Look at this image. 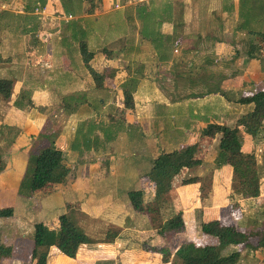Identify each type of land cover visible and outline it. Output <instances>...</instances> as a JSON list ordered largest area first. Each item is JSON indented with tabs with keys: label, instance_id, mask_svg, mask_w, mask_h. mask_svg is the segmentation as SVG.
I'll list each match as a JSON object with an SVG mask.
<instances>
[{
	"label": "crops",
	"instance_id": "obj_1",
	"mask_svg": "<svg viewBox=\"0 0 264 264\" xmlns=\"http://www.w3.org/2000/svg\"><path fill=\"white\" fill-rule=\"evenodd\" d=\"M96 1L98 5L95 2L87 13L92 6L87 0H79L78 19L93 18L109 0ZM118 1L114 9L106 10L122 15L118 21L113 16L106 24L114 31L105 37V26L96 28L92 24L91 31L98 38L95 40L85 37L87 27L83 23H70L75 19L73 15L69 18L70 12L63 17L61 0H46L43 6L38 0H0V78L12 80L11 95L4 98L0 94V165L4 163L0 170V209H13L11 217L0 218V253L9 250L8 255L0 256V264H25L23 256L28 259L33 249L30 227L40 220H57L69 207L88 216L86 222L91 225L118 228V236L111 242L81 244L74 258L51 246L47 264H146L143 257L147 253L154 251L157 255V248H151L155 244H149L148 249L134 246L140 236L147 235L150 240L143 239L152 243L161 235L155 236L156 219L135 210L127 192L142 189L146 203L149 194L145 193L152 190L142 177L152 161L162 150L194 143L204 150V154L198 150L196 155L201 163L182 175L200 180L177 185L169 193L177 196L175 212H182L184 228L180 232L190 236L196 226L198 233L209 240L200 229L204 217H222L242 229L264 224V218L258 215L250 220L235 218L242 217L238 209H234L235 217L225 218L231 210L232 196H228L233 169L228 164L214 165L220 134L200 137L209 123L233 126L253 109V104H241L237 99L264 87V25L255 18L264 19V0H249L243 13L242 0H146L140 10L149 14V22L143 21L139 8L135 14L132 1ZM247 15L251 16L248 25L244 24ZM55 34L58 37L51 40ZM83 41L93 54L91 63L96 70L109 69L110 63L112 76L104 88L95 87L83 63ZM6 70H10L9 76L3 75ZM130 76L139 80L133 93L134 107L118 118L117 108L123 106L121 86ZM103 95L114 96L117 103L114 100L110 104ZM68 96L74 100L68 103ZM65 108L73 113H66ZM104 110L110 111L103 115ZM109 125L120 128L105 140L100 127ZM10 128L20 130V134L7 146L4 138ZM240 137L243 152L254 154L259 194L250 198L238 195L236 202L240 208L250 204L262 215L264 120L255 136L241 130ZM51 141L62 150L69 168L67 177L29 197L19 194L29 156ZM108 159L109 165H101ZM208 162L212 166L210 191L203 197L206 204L196 203L193 213H186V201L196 196L195 191L201 196L203 190L202 173L194 170ZM37 214L45 217L36 218ZM84 222L78 221L91 236L92 226ZM155 259L149 264L172 263Z\"/></svg>",
	"mask_w": 264,
	"mask_h": 264
},
{
	"label": "trees",
	"instance_id": "obj_2",
	"mask_svg": "<svg viewBox=\"0 0 264 264\" xmlns=\"http://www.w3.org/2000/svg\"><path fill=\"white\" fill-rule=\"evenodd\" d=\"M40 6L46 0H38ZM62 5L65 6L64 0ZM69 1V0H68ZM90 7L87 13L93 10L94 0H87ZM99 1V0H98ZM123 3L124 1L121 0ZM142 5H139L140 9ZM143 21H150L146 10H140ZM80 52L83 63L89 71L95 87L101 89L106 87V81L112 75L109 69L101 71L92 66L93 54L87 50L86 42L80 43ZM138 78L130 76L121 86L123 96L122 108H117L116 117L123 118L126 110L133 109V93L138 84ZM12 80L0 78V94L6 98L11 95ZM72 102L73 97L69 98ZM241 104H253V109L241 115L233 126H226L218 123H209L201 132L200 137L213 138L220 134L218 153L214 160L215 167L228 164L233 169L232 194L242 198L256 197L259 194L258 176L256 174V163L254 154L244 153L240 132L243 130L248 135L255 136L264 120V87H261L251 94H243L237 99ZM72 103L67 104L70 107ZM68 107V108H69ZM65 108L66 113H73ZM112 117V115H110ZM114 118V117H112ZM110 126L100 127L105 140H109ZM113 128V127H112ZM120 127H116L119 130ZM199 144L194 143L168 152H161L153 161L150 170L142 177L151 188L152 201L144 202V191L142 189H131L127 192L132 207L137 211H145L151 215L152 220L159 218L160 209H163L164 198L168 196L170 190L177 185L199 181L198 177H184L182 174L201 163L196 157ZM62 150L57 148L53 141L41 148L37 153H32L27 162L24 176L20 182L18 192L21 195H31V193L41 190L51 184L60 183L65 180L69 173V168L64 164ZM4 168L1 163L0 170ZM232 198V197H231ZM237 203V202H236ZM232 205V206H231ZM231 213L234 214V207L231 204ZM13 213L11 207L0 209V217H9ZM264 216V208L262 211ZM59 231L57 234L58 249L64 256L74 258L78 247L84 243L111 242L119 233L116 227H109L103 239H96L88 235L74 219L73 214L63 213L59 217ZM184 228L182 212H175L168 217L158 227V232L181 231ZM200 229L208 236L212 242L193 245L184 243L174 253L173 264H237L241 258L242 250L255 251L264 249V224L256 225L252 229H242L237 223H228L222 217H204ZM34 245L31 251V264H47V258L51 245L49 244V230L41 223L34 225ZM6 248H4L5 250ZM9 250L0 253L8 255Z\"/></svg>",
	"mask_w": 264,
	"mask_h": 264
},
{
	"label": "rangeland",
	"instance_id": "obj_3",
	"mask_svg": "<svg viewBox=\"0 0 264 264\" xmlns=\"http://www.w3.org/2000/svg\"><path fill=\"white\" fill-rule=\"evenodd\" d=\"M78 1L79 0H71L70 1L71 4H69V5H67L68 0H64L63 1V3L65 2V6H63V10H64V13L62 14L63 17H68L69 12H70L71 13L70 14L71 17H72V15L75 17L74 21L73 22L71 21L70 23H75V22L76 23H79L78 21H80V23H83L87 27L86 28L87 30L85 29L86 30V33L84 32L85 37H87V38H90L91 37L92 39H95V40L98 39L96 32L93 33L91 31V27L90 26L92 24L93 25L95 24L96 25V28H102L103 26H105L106 30H105L104 36L105 37H109L110 34H111V32H113L114 30H112L110 28V26L109 25L107 26L106 24L108 22H111V18L113 16H116V18L114 19V21L115 20L116 21L120 20L119 19L120 18L119 16H122L121 14H119L120 11H113V10L112 11H110V10L109 11H106L108 9H114L115 8V0H114V2L113 1L110 2V0L107 3L105 2L106 5L103 6V9L97 10V15H95L93 18H86V19L85 18L78 19L79 15H81L80 14L79 5L77 4ZM99 1H101V0H99ZM119 1H121V0H119ZM130 1H132V3H133V4H131V6H133V8H135V10H134L135 14L138 13L137 8H139V10H140V7H138L139 4L142 5L141 6L142 8H143V6H146L145 3H144V2H146V0H142L141 1L142 3H140V1H138V0H130ZM94 2H96V5H98L96 0H94ZM248 2H249V0H242V2H241V12L242 13L244 12L245 8L247 7ZM119 10H121L123 12V9H119ZM104 11H106V12H104ZM245 18H246L245 19L246 21L244 22V24H246V25L250 24V21H251L250 18H251V16L250 15H247V16H245ZM255 18L256 19L258 18V22H260L261 24L264 25V22H263L264 19H263L262 16H256ZM66 20L68 21V19H66ZM19 21L20 20L18 19V22ZM61 23H62L63 26H66L67 25V23L65 22V20L61 21ZM63 26H62V28H64ZM75 36L76 35L74 34V37ZM57 37H58V35L55 34L52 37H50V39L52 40L53 38H57ZM85 37L83 39H85ZM91 50H94V49H91ZM109 64L110 63H108L107 66H109V69H110V65ZM3 73H4L3 74L4 76H9L11 72H10V70H6ZM70 97L69 96L66 97L65 100L66 101H70V99H69ZM103 97L105 99H107V101L110 104H113V101L114 100H115V103H117L116 102V98L114 96H113V99H112V95L111 96H108V95L105 96V95H103ZM108 106H110V105H108ZM108 111H110V110H104L102 112L103 115L106 112H108ZM50 112L52 113V111H50ZM56 114H57V112H54L53 113V115L55 116V118L58 119V116H56ZM94 118H95V116H94ZM94 118H92V119H94ZM88 120H90V119L88 118ZM86 122H88V121H86ZM4 129H6V127H3V130ZM115 130H116V128L110 127V133L114 132ZM7 132L8 133H7L6 138H4V142L6 141L7 142L6 145L7 146H10L13 143H15V141H16L15 138L18 136V134H20V130H18L16 128H10V129L7 130ZM4 145L5 144H3V146ZM183 147H185V145H183ZM162 151H164V150H162ZM199 151H201V148H199ZM202 153L204 154V150H202L200 154H202ZM109 163H110V160L108 159V160L103 161L101 165H103V166H104V164H108L109 165ZM211 166H212V164H210L208 162V163H205L202 168L201 167L195 168V170H194L195 172L202 173L201 176L203 177V184H202L203 190H201V196H200V191H195L196 196H193L194 197L193 199L186 201L187 204L185 205V207H183V209L185 208L184 210H185L186 213L192 214L193 213V210H194V209H192V207H194V205L196 206V203H197V205H199L201 202L202 203L200 205H203V203L206 204V201H205V199H203V197L204 196L206 197L209 194V191H210ZM41 190H38V191H41ZM227 191H229V189H227ZM230 192H231L230 193V195H231L232 194V188H231V191ZM33 193H31V194H33ZM224 193H225V196H226L228 192L226 193V191H224ZM145 194H147V195L149 194L148 197H145L146 201L147 202L148 201L149 202L152 201L151 200V194L148 193V192H146ZM230 195L228 196V198H230ZM24 196H28L29 197L30 195L27 194V195H24ZM198 197H201L202 200L201 201H198ZM176 198H177V196H176L175 193H172V194H169L168 196H165V198H164L165 203L163 204L164 205L163 206V209H160V215H158L159 218H155L156 219V222H154V225L157 228L159 227V225H161L162 219L165 220L166 218H168L169 216H172L174 214L175 208H176V205H177ZM237 198H238V195H233L232 198H231L230 205L231 204H234V202H235V205L237 206V208L234 207V209H238L239 211H241L242 212V217H235L236 214H233V212L231 213V210H230V213L226 214L225 218H230V217H235V218H249V220L252 219V218H257L258 216H260V218H264L263 215H259L258 214L259 211H257V208H254L253 209L252 208V205H250V204L249 205L248 204L243 205L240 208V206L238 205V203H236ZM129 201H130V199H129ZM221 201H222V199H221ZM228 202H230V200L229 201H226L227 204H228ZM63 213H67V214H70L71 213V214L74 215V219L75 220H77V221H80V220L81 221H85L84 223H86V226H89V227L92 226L91 236L93 238H96V239H103L105 237V234H106L107 229L110 227L109 225H105V224H101V225H95L94 224V225H91L89 222H86V221H88V220H86V218H88V216H84V214H82L80 212H77L75 209L71 210L70 207L68 208V210L66 209ZM40 216L41 215L37 214L36 215V218H43V217H45V216H41V217ZM9 217H11V216H9ZM0 218H2V217H0ZM37 223L43 224L49 230V244L52 247H56L58 249V246H56V244H57V234H58V231H59V219H57V220L56 219H53L51 221L49 219L46 222L43 221V220H40L38 222H35L33 224V226L30 227V231H29V233H30V240H31V245L32 246L34 244V241H33V237H34V225L37 224ZM193 226H195V225H193ZM156 233H155V236L157 235L159 237V234L161 235V238L159 237V239H158V240H160V242H157L158 241L157 240L156 242L152 241V243H148V241H145V239H143V238H146V240H150V239L147 237V235H144V236H140L141 239L137 242L138 245H135L134 246V247H136L138 249H141V248L144 249L143 247H145L146 249H148L151 246V245L149 246V244H155V245H152L151 248H157L156 251H158L159 254L157 252V255H156L155 254L156 252L152 251V249L150 248L151 249L150 252L151 251L152 252L151 253H147V255L145 257H143L144 259L147 258V260H146L147 263L146 264H149L150 261L153 262V259H155V258H156L155 259L156 261H158L159 258H161L163 262L173 261L174 256H171V255H172L175 247L178 246L179 244H184V243H189V242L190 243L192 242L194 244L211 243L212 242L211 239L208 240V239H205V236H201L198 233V227H196V226L195 227H192V230L190 231V234H189L190 236L185 235V234H183L180 231L167 232L165 234H161V233H159V232L156 231ZM151 239L154 240L153 238H151ZM147 243H148V245H147ZM20 249L22 250V247H20ZM20 256H21V254H20ZM52 256H54V253L52 254ZM23 257L25 258V264H31V262H32L31 261V256L28 259H26L27 258V255L25 254ZM134 258H138L137 255H135ZM32 264H35V262H33ZM171 264H173V263H171ZM237 264H264V249H259V250H255V251H247V250L243 249L242 250L241 258H240V260H239V262Z\"/></svg>",
	"mask_w": 264,
	"mask_h": 264
},
{
	"label": "built area",
	"instance_id": "obj_4",
	"mask_svg": "<svg viewBox=\"0 0 264 264\" xmlns=\"http://www.w3.org/2000/svg\"><path fill=\"white\" fill-rule=\"evenodd\" d=\"M138 1H142V0H138ZM69 18H71V16H69Z\"/></svg>",
	"mask_w": 264,
	"mask_h": 264
}]
</instances>
